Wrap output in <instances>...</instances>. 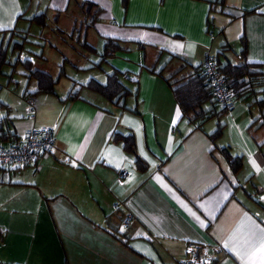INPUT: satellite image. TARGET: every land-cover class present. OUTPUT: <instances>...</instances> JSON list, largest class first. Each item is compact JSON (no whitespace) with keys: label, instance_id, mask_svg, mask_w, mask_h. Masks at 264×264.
<instances>
[{"label":"crops","instance_id":"obj_1","mask_svg":"<svg viewBox=\"0 0 264 264\" xmlns=\"http://www.w3.org/2000/svg\"><path fill=\"white\" fill-rule=\"evenodd\" d=\"M39 14L44 27L30 21ZM55 33L75 43L68 44L73 61L57 65L75 74L62 91L58 80L54 94L24 97L35 90L25 73L23 84L17 69L12 82L10 67L0 74V119H9L11 133L0 144L39 126L54 127L56 139L34 165L0 169V264H177L189 242L208 246L204 264H264V109L237 102L198 127L181 118L165 81L206 55L241 63L242 40L244 60L264 73V0H0L1 45L26 37L41 49ZM106 37L121 49L97 68ZM111 70L137 82L127 84L138 85V114L80 87L90 79L103 84ZM74 85L79 99L61 101ZM134 104L127 97L126 107ZM129 132L141 170L112 140ZM221 148L242 158L237 173ZM125 216L131 222L122 230Z\"/></svg>","mask_w":264,"mask_h":264},{"label":"trees","instance_id":"obj_2","mask_svg":"<svg viewBox=\"0 0 264 264\" xmlns=\"http://www.w3.org/2000/svg\"><path fill=\"white\" fill-rule=\"evenodd\" d=\"M90 7L93 4L87 3ZM90 7V8H91ZM98 14H94L95 16ZM21 17V16H20ZM38 25L44 27L43 14L36 15L30 19ZM9 33L15 34L12 30ZM103 47L99 55V62L97 68L105 64L107 59L112 57L116 51H120L119 40L115 38H103ZM27 43L26 37L22 41H7L6 45L0 44V74L4 67H10V74L7 76V81L12 82L11 77L15 74V67L21 65L25 70V77L27 82L33 81L35 90L33 92L24 93V97H31L39 93L54 94V87L59 78L63 75V70L60 68L59 74L56 78L49 74L34 70L31 68V59H20V53L24 50L23 45ZM241 49L236 53L237 57L242 60L239 64H232L228 60L219 58L220 53H217L215 63L218 72L224 77L228 90L233 93L234 99L237 102H249L256 105L260 111L264 109V73L260 70V65L251 64L244 60L245 43L240 41ZM16 52L13 61H10V55ZM41 57L40 54H38ZM184 70L181 68L176 73L166 78L165 81L170 89L171 95L181 112V118H185L188 123L196 124L198 127L202 126L207 121L222 117L226 111L220 108L213 99L211 87L208 84L206 76L203 74L202 64L191 67V71L186 75L180 73ZM137 84L136 81H129V77L124 72L111 70L105 73V82L103 84L94 79L88 80L83 86L91 92H94L103 97L112 106L122 110L129 111L132 114H138L137 111V96L138 85L131 89L128 84ZM72 89L61 99V101H73L79 99L80 87ZM135 98L134 106L129 109L125 105L127 97ZM262 122L264 123V113H261ZM223 125L219 124L215 131L211 134V138L215 141L222 134ZM11 137L9 119L3 117L0 119V141H7ZM112 140L120 143L123 150L133 155V163L140 170L145 168V163L135 155L134 151V137L131 132L121 135L113 133ZM221 155L229 165L232 173H237L242 166V158L232 156L227 148H221ZM4 170V169H3Z\"/></svg>","mask_w":264,"mask_h":264},{"label":"built area","instance_id":"obj_3","mask_svg":"<svg viewBox=\"0 0 264 264\" xmlns=\"http://www.w3.org/2000/svg\"><path fill=\"white\" fill-rule=\"evenodd\" d=\"M203 74L211 87L216 104L229 112L236 107L237 101L228 90L224 77L217 70L215 58L206 55L202 63ZM55 128L49 126L32 127L19 138L8 145L0 144V169H15L34 165L43 156L49 155L55 147ZM124 171L119 177H123ZM130 216L121 221V229L126 230L130 225ZM218 250V247H214ZM208 259V246L201 243L189 242L185 246V254L177 264H204Z\"/></svg>","mask_w":264,"mask_h":264},{"label":"rangeland","instance_id":"obj_4","mask_svg":"<svg viewBox=\"0 0 264 264\" xmlns=\"http://www.w3.org/2000/svg\"><path fill=\"white\" fill-rule=\"evenodd\" d=\"M13 39V38H12ZM14 40V39H13ZM23 38H19L18 40H14V41H22ZM62 40L64 41H69V39H67L66 37H60L58 34L55 33L52 34L51 37L49 38H46V46L42 47L41 49L43 51H41V49H38L36 47H32L26 43H24L23 45V48H25L23 51H21V53L19 54L20 55V59L24 60V59H31L32 62H31V68L32 69H36V70H39V71H47L48 73L51 72V73H54V74H51L54 78L57 77V75L59 74V70L60 68H58L57 65L61 64L62 59H64L63 57H67L70 61H73V58H74V54L70 52V47L68 46V44L70 46H74L75 47V43H62ZM45 41V38H41L39 39V37H36L32 40V42L34 43H39V44H43V42ZM12 41H10L11 43ZM7 44V37L4 38L3 42H2V45H6ZM55 46L56 49H50L48 46ZM68 50V52L66 53V50ZM30 52H37V53H42L43 54V57H45L46 60L43 59L40 60L38 59L39 57H36L34 54H31ZM63 53V55H61ZM65 53V54H64ZM15 54L16 52H14L12 55H11V58L12 60L14 59L15 57ZM68 55V56H66ZM98 61V60H96ZM230 62L232 64H237L239 63V61L233 57L232 55H230ZM65 72L67 73V76L65 75H62L60 78H59V87H58V90L59 91H62L63 89V83H66V79H70L72 80L73 77H74V72H72L68 67H65ZM17 69V74L15 75L16 77V80H19L21 84H23L24 82V77L22 74L26 73V70L21 66L19 65L18 68L15 67V71ZM83 77H87V75H83ZM34 83L33 82H30L29 83V86L27 87V89L29 91L33 90V85ZM91 92V91H90ZM89 91H81L80 92V96L85 98V99H88L89 101H93V99L90 98V96H92V93H90ZM96 96V95H94ZM101 98V97H100ZM96 105H98L99 107H102V108H109V104L101 98V100H94L93 101ZM252 110L257 112V109L258 107L255 105H252L251 106ZM224 138H227L226 136Z\"/></svg>","mask_w":264,"mask_h":264}]
</instances>
